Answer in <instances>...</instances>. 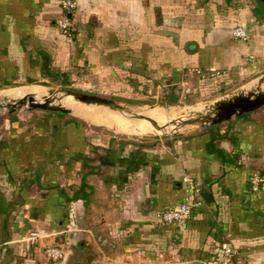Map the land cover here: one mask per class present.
<instances>
[{"label":"crops","instance_id":"1","mask_svg":"<svg viewBox=\"0 0 264 264\" xmlns=\"http://www.w3.org/2000/svg\"><path fill=\"white\" fill-rule=\"evenodd\" d=\"M258 5L77 0L64 34L59 0H0V64L115 95L185 85L219 95L264 69ZM207 126L122 142L74 116L3 120L0 264H52L48 245L64 253L55 264H214L224 246L239 264H264V187H249L264 178V109ZM81 183L87 203L68 201ZM186 199L198 204L183 230L159 222Z\"/></svg>","mask_w":264,"mask_h":264},{"label":"rangeland","instance_id":"2","mask_svg":"<svg viewBox=\"0 0 264 264\" xmlns=\"http://www.w3.org/2000/svg\"><path fill=\"white\" fill-rule=\"evenodd\" d=\"M263 78H264V69L261 73L256 74L247 82L241 85L230 87L227 90H225L224 93L219 95H200L198 92L193 91L192 88H189L190 85L178 86L175 88H168V89H160V88L152 89L150 92H147L144 95H135V94L115 95V93H105L98 91L90 86L88 87L83 85H67L62 80L54 78V79H46L43 81L34 82L30 84L13 83L10 84L9 86L0 87V101H10L11 98H16V99L21 98L26 94H30V93L38 94L40 90H47V89L48 91L69 90V91L81 92L89 95H96L99 97H103L114 101L116 104H119L122 107L127 108L128 110L136 111V112H146V109L152 106H157L160 108L167 107L166 109L171 115L170 119H177L179 117L188 116L193 113H203L202 112L203 109L209 106L212 107L213 104L218 101L231 98L234 95L242 94L241 89L249 86L250 84L255 83V87L259 88V82H261V79ZM262 85H264V83H262L260 86ZM26 88L28 90H26ZM11 92H13L14 95L4 94ZM49 113L51 112L43 111V110H33V109H29L28 107H23L14 112H8L7 110H0V118L6 120L7 122L18 121L25 126H30L34 123H39L44 119L50 117L51 114ZM121 119L123 120V123L125 121L126 125L131 127H134V125L142 126V124H147L145 122L130 123L129 121H126L123 118ZM204 127H208V126L206 125ZM99 129L101 131L113 135V137L119 139L122 142H134L145 139H155V138L163 137L165 135L172 134L171 131H166L167 129L165 128V125L162 124H155L153 132H147L143 134L134 133V131L130 133L129 132L115 133L102 128ZM197 129H200V127H186L183 131L185 130L195 131ZM155 132L156 133L162 132V133L155 134ZM104 253L109 254V256H114L115 248L112 246L107 247L106 250H104Z\"/></svg>","mask_w":264,"mask_h":264},{"label":"water","instance_id":"3","mask_svg":"<svg viewBox=\"0 0 264 264\" xmlns=\"http://www.w3.org/2000/svg\"><path fill=\"white\" fill-rule=\"evenodd\" d=\"M260 2L262 4L264 13V0H260ZM68 18H70V15L68 16ZM262 83H264V78L261 79V82H259V86ZM49 94L51 95L50 98L38 97L35 94H28L19 99H11L10 101H0V110L14 112L20 108L28 107L29 109L33 110H43L53 113H61L68 116H74L73 112L70 109L54 103V100L57 99L59 96H70L73 100L81 104L102 106L121 114L128 112L127 108L116 104L114 101L96 95H89L69 90H49ZM263 106L264 89L259 90L258 88L256 90L249 91L245 94L234 95L231 98L214 103L213 110L211 112L193 113L184 117L183 119H180L179 121L172 122L175 129L171 131V135H174L177 132H181L186 127L190 126L203 127L206 125H218L231 120L233 117L257 111ZM131 115L135 117H140L135 114ZM146 119L154 123L153 120H150L148 118ZM169 125L165 124V127H168ZM78 258L79 256L77 257V259Z\"/></svg>","mask_w":264,"mask_h":264},{"label":"bare ground","instance_id":"4","mask_svg":"<svg viewBox=\"0 0 264 264\" xmlns=\"http://www.w3.org/2000/svg\"><path fill=\"white\" fill-rule=\"evenodd\" d=\"M263 86L264 85L259 86V90L263 89L264 88ZM256 89H258V88H256L255 83H253V84H250L249 86L241 89V93L245 94L249 91H253ZM26 90H28V89L26 88ZM8 91H10V90H8ZM13 92L4 93V94L11 95V94H13ZM31 92H33V91H31ZM30 94H33V93H30ZM15 95H17V94H15ZM26 95H28V94H26ZM35 95H37L38 97H45V98L51 97L48 89L47 90H40L39 93L35 94ZM11 99H16V98H11ZM17 99H19V98H17ZM54 103L70 109L73 112L74 116L86 121L87 123H89L92 126L102 128V129H105V130H108L111 132H115V133H125V132L130 133V132L134 131V133L143 134V133H147V132H153L155 124H162V125L168 124L169 125L172 122L179 121L180 119H183L184 117H186V116H183V117H179L177 119H170L171 115L168 112V110L166 109L167 107L166 108H160L157 106L148 107L146 109V112H136V111L128 110V112L121 114V113H117L115 111L109 110V109L102 107V106L86 105V104L78 103L75 100H73L70 96H66V97L59 96L57 99L54 100ZM91 106H93V107H91ZM212 110H213V106L212 107L209 106V107H206L205 109H203L202 112L206 113V112H211ZM129 113L138 115L140 117L132 116ZM120 117L125 119L126 121H129L130 123L131 122H133V123L145 122L147 124H142V126H136L133 124L134 127H131V126L126 125L125 121L123 123V120ZM141 117H143V118H141ZM146 118L153 120L154 123L147 120ZM190 127H195V126H190ZM165 128L167 129L166 131H172L173 129H175L173 123L170 124L168 127L166 126ZM170 128H171V130H170ZM160 133H162V132H159V133L155 132V134H160Z\"/></svg>","mask_w":264,"mask_h":264},{"label":"built area","instance_id":"5","mask_svg":"<svg viewBox=\"0 0 264 264\" xmlns=\"http://www.w3.org/2000/svg\"><path fill=\"white\" fill-rule=\"evenodd\" d=\"M61 16L56 20V27L64 34H68L73 26V14L77 7V0H59ZM70 15V18L68 16ZM233 36L237 39L246 40L248 38L244 27H237L233 30ZM249 187L252 192H258L264 187V178L260 175H252L249 178ZM191 189L194 187L191 185ZM198 203L194 200L186 199L176 209H168L159 213L158 220L163 225H170L181 231ZM37 234H31L36 238ZM44 255L49 263L55 264L64 258L63 251L55 245H48L44 248ZM236 252L228 246H224L216 256L214 264H239L236 261ZM241 264V263H240ZM250 264V263H245Z\"/></svg>","mask_w":264,"mask_h":264},{"label":"trees","instance_id":"6","mask_svg":"<svg viewBox=\"0 0 264 264\" xmlns=\"http://www.w3.org/2000/svg\"><path fill=\"white\" fill-rule=\"evenodd\" d=\"M259 3V1H258ZM257 14L258 15H262L264 17V13H263V8H261L259 5L257 6ZM3 58H7L6 55H0V60ZM8 58H15V54L13 55H8ZM2 65V66H1ZM48 74H50L49 72H42V76H47ZM20 79L21 82H25L27 84L30 83H34L37 82V78H33L30 77L28 75V72L23 70V69H14V68H7L5 67V64L1 63L0 64V87L3 86H9L10 84H12V81H14L15 79ZM224 90V89H223ZM223 90L220 91V93L224 92ZM262 109H264V106L262 107ZM50 114H57L60 117H64L66 115L61 114V113H53L51 112ZM246 114L240 115L239 117H243ZM3 119L0 118V125L2 124ZM88 196L89 194L86 192V186L83 185L81 183V185L75 189L72 193V196L70 198H68V201H77V200H82L85 202V204L88 201Z\"/></svg>","mask_w":264,"mask_h":264}]
</instances>
